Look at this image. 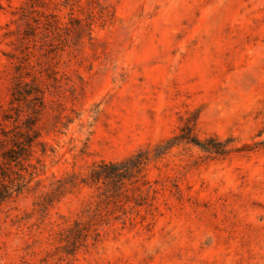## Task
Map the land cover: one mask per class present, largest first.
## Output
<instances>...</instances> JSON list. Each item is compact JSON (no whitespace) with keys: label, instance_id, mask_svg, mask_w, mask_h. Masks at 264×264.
Returning a JSON list of instances; mask_svg holds the SVG:
<instances>
[{"label":"rangeland","instance_id":"374dc122","mask_svg":"<svg viewBox=\"0 0 264 264\" xmlns=\"http://www.w3.org/2000/svg\"><path fill=\"white\" fill-rule=\"evenodd\" d=\"M35 111L47 150L0 204V264H264V0H0V124ZM186 125L231 150H151ZM144 149L122 189L45 200Z\"/></svg>","mask_w":264,"mask_h":264},{"label":"trees","instance_id":"16d2710c","mask_svg":"<svg viewBox=\"0 0 264 264\" xmlns=\"http://www.w3.org/2000/svg\"><path fill=\"white\" fill-rule=\"evenodd\" d=\"M17 89L19 90V88ZM36 113L37 111H35ZM17 118L22 119L21 112ZM37 120V114L28 115L26 118L25 112L24 119L20 122L17 120L11 128L6 129L0 124V204L21 193L30 185L31 180L39 174V167L32 162L31 157L34 147L38 144L42 145L41 150L45 153L47 142L38 140L41 135V128L36 125ZM179 137H183L187 142L194 144L209 155H223L231 150V147L228 146L229 138L221 139L216 134L201 138L192 125H186L185 128H182L181 134H174L154 145L151 150L154 149L156 155L164 153L172 145L178 143L176 140ZM149 154L150 150L144 149L120 160L101 159L93 165L86 176L82 177L76 172H72L57 178L56 186L46 195L45 200L54 194L56 189L62 193L67 188H73L80 183L96 184L102 182L112 190L122 189L126 179L144 170ZM26 161L27 163H25ZM17 165L19 168L16 167ZM44 166L43 163L41 169ZM23 169L26 170V173L23 172ZM37 182L40 183L41 179H37ZM78 222L80 221H76V224Z\"/></svg>","mask_w":264,"mask_h":264}]
</instances>
